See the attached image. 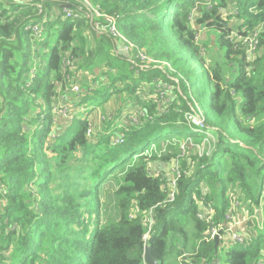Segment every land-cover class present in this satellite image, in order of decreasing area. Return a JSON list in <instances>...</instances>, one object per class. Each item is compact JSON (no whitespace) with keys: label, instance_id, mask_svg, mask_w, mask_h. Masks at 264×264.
<instances>
[{"label":"trees","instance_id":"16d2710c","mask_svg":"<svg viewBox=\"0 0 264 264\" xmlns=\"http://www.w3.org/2000/svg\"><path fill=\"white\" fill-rule=\"evenodd\" d=\"M155 163L180 172L172 202ZM239 210L244 244L203 240ZM144 246L264 264V0H0V264H144Z\"/></svg>","mask_w":264,"mask_h":264},{"label":"built area","instance_id":"2783aa9c","mask_svg":"<svg viewBox=\"0 0 264 264\" xmlns=\"http://www.w3.org/2000/svg\"><path fill=\"white\" fill-rule=\"evenodd\" d=\"M97 16H101L97 11H94ZM66 13V17L67 18H75L76 17V13L70 11V10H65ZM102 17L109 23V33L111 34V36L113 38L119 39L118 41H120L122 39V36L119 34V32L117 31V28L115 27V20L111 17H107L106 15H102ZM27 31H31L34 34H38L39 30L33 26V27H27L26 28ZM255 34L253 35V38L248 39V38H243L241 39L240 37H238V40H242L243 43H246L247 47H248V51L249 53H254V51L256 50L257 47V41L255 39ZM120 43V42H119ZM119 43H117L116 49L119 48ZM127 53L129 55L128 52V48H126ZM142 57V55L140 56V58ZM65 66H68V62H65ZM76 84H72L69 87V91L72 94L77 95L78 94V87H76ZM58 107H63L64 106H58ZM53 111L56 112V107L53 108ZM63 115H65L66 112V108L63 109ZM69 116V115H68ZM192 122L194 123L193 118H191ZM88 133H90V130H88ZM174 175H176V178L172 180V182L169 185V189L172 190L170 191L169 197H168V201L172 202L174 199V191L175 190V186H176V180L180 175L179 170L177 169V167H175V171H173ZM198 218L200 220L204 219V216L202 213L198 214ZM226 224H214V223H210V225L208 226V229L204 232V237L203 240L206 242H214L215 239L218 240L219 244L218 246H220L221 248H225L227 246L230 245H242L245 242V234L243 233V228L242 231L238 229L237 225L238 223L235 222L233 220V217L228 215L225 218ZM148 237V232L144 235V240L146 241ZM146 238V239H145ZM146 247V246H144ZM144 262V261H143ZM145 264V262H144Z\"/></svg>","mask_w":264,"mask_h":264},{"label":"rangeland","instance_id":"374dc122","mask_svg":"<svg viewBox=\"0 0 264 264\" xmlns=\"http://www.w3.org/2000/svg\"><path fill=\"white\" fill-rule=\"evenodd\" d=\"M96 31L98 32V33H101V31H100V29H96ZM206 32V31H205ZM202 34L205 36V34H204V32L202 31V32H200L199 33V36H198V39H200V37H202ZM204 41H203V43H207V45L211 42V39H214L213 38V36L211 37L207 32H206V36L204 37ZM120 43H119V48H115V54L117 55V56H121V57H128L129 55H128V53H127V50H126V48H128V52H129V50L130 49H132V48H134V46H133V44L132 43H130V42H128L126 39H124L123 37H122V39L119 41ZM219 51V50H218ZM218 51L216 52L215 50H214V48H211L210 49V53H209V55H211V56H215L217 53H218ZM203 54H206V52L204 53V52H202ZM223 53V52H222ZM142 55V57L140 58V56ZM136 58H139V59H141V61L142 62H145L146 61V58H147V56L144 54V53H142V52H138V54H137V56H136ZM128 59V58H127ZM129 60V59H128ZM172 80H174L175 82H176V80L175 79H173L172 77H170ZM160 85H158V87H159ZM76 87H78V94L80 93V84H77V86ZM161 87L162 88H167V84H164V83H161ZM172 87V86H171ZM176 90L178 91V88H176ZM170 97V95H168V98ZM118 106H119V104H118V102H116V101H111L110 102V104H108L107 106H104V109H101V110H97L96 109V111L90 116V119L93 121V122H96V123H98L101 119L102 120H104L105 119V117H103V116H106V117H109L110 116V112H111V110L112 109H115V110H117V108H118ZM127 107H129L128 106V104H127ZM67 108H68V105H66V112H67ZM69 108H70V105H69ZM95 108H98V107H94L93 109H95ZM63 107H56V112H55V118H68V113H66L65 115H63ZM99 109V108H98ZM132 110H134V111H138L139 112V109L138 108H136V107H133L132 108ZM102 112H104L105 113V115H103V113ZM69 116H71V118H72V115H69ZM195 116V115H194ZM192 117L193 118V120H194V123L196 124V125H198L199 124V122H198V119H197V117L195 116V117ZM131 117L130 116H128V115H125L124 116V120H128V119H130ZM133 119V118H132ZM198 126H200V125H198ZM175 165H172V166H163V165H161V164H158V163H155V164H153L152 165V168H154V170L155 171H157V172H161V171H164L165 172V174H167V175H170L171 174V172L172 171H175V167H174ZM240 211V210H239ZM205 213H209V211L206 209L205 210ZM244 215V214H243ZM240 216H242V211H240L238 214H237V216H235V217H233V220L235 221V222H237L238 223V225H237V227H238V229L239 230H241L242 231V228H244V230H245V233L247 234V226L245 225L246 224V221L249 219V218H246L247 216H242V217H240ZM240 218V219H243L244 217V219L243 220H238L237 218ZM246 237V236H245ZM146 239V238H145ZM219 260V259H218ZM220 261H221V264H224V257L223 256H220Z\"/></svg>","mask_w":264,"mask_h":264},{"label":"water","instance_id":"95a60500","mask_svg":"<svg viewBox=\"0 0 264 264\" xmlns=\"http://www.w3.org/2000/svg\"><path fill=\"white\" fill-rule=\"evenodd\" d=\"M257 214L259 218H261V212L258 211ZM214 243H215V249H217L218 244H219L218 240L215 239ZM144 262L145 264H158L157 260L152 257L150 253V248L148 246H146L144 249Z\"/></svg>","mask_w":264,"mask_h":264}]
</instances>
